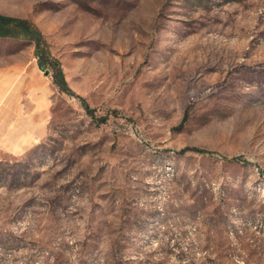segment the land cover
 Returning <instances> with one entry per match:
<instances>
[{"label":"rangeland","instance_id":"1","mask_svg":"<svg viewBox=\"0 0 264 264\" xmlns=\"http://www.w3.org/2000/svg\"><path fill=\"white\" fill-rule=\"evenodd\" d=\"M0 13L35 24L70 88L0 37V264H264V0ZM22 120L39 140L14 150Z\"/></svg>","mask_w":264,"mask_h":264},{"label":"trees","instance_id":"2","mask_svg":"<svg viewBox=\"0 0 264 264\" xmlns=\"http://www.w3.org/2000/svg\"><path fill=\"white\" fill-rule=\"evenodd\" d=\"M1 36L20 37L35 41L37 53L39 55L44 54L47 59H50L54 67V82L60 86L62 91H70L64 73L60 68V64L51 56L45 37L33 22L28 19L11 17L0 13V37ZM41 67L43 68V66Z\"/></svg>","mask_w":264,"mask_h":264},{"label":"crops","instance_id":"3","mask_svg":"<svg viewBox=\"0 0 264 264\" xmlns=\"http://www.w3.org/2000/svg\"><path fill=\"white\" fill-rule=\"evenodd\" d=\"M14 126V129H11L10 127L8 130V135H13L15 138V140H13L12 146L14 150H18L19 148H21L24 143H33L39 140L37 136L41 132L40 124L37 127L35 122H31L29 120H22L20 123H18V125ZM43 128H45L44 125Z\"/></svg>","mask_w":264,"mask_h":264}]
</instances>
